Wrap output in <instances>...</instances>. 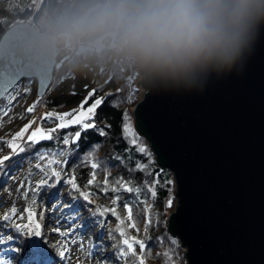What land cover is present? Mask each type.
I'll return each instance as SVG.
<instances>
[{"label":"water","instance_id":"obj_1","mask_svg":"<svg viewBox=\"0 0 264 264\" xmlns=\"http://www.w3.org/2000/svg\"><path fill=\"white\" fill-rule=\"evenodd\" d=\"M37 32L19 23L0 41V103L23 80L37 81L40 98L53 89L60 54H44ZM134 114L175 176L168 228L186 264H264V32L243 73L202 94H145Z\"/></svg>","mask_w":264,"mask_h":264},{"label":"trees","instance_id":"obj_2","mask_svg":"<svg viewBox=\"0 0 264 264\" xmlns=\"http://www.w3.org/2000/svg\"><path fill=\"white\" fill-rule=\"evenodd\" d=\"M61 4L58 0H42V5H39L38 10L35 11L28 7L21 14H10V16L14 19L30 20L39 29L41 18L47 13L62 10ZM3 28H0V35L6 32ZM59 54H61L60 59L63 56L67 58L69 55L64 54V51ZM66 64L67 67L62 74L60 73L55 87L46 97H38L37 82L32 79L36 88L32 90L27 100L17 104L18 112L12 114L14 110L12 108L7 115L2 116L0 119V148H2L0 157L8 153L7 146L2 142L8 141L25 123L31 121L32 115L27 109L33 104L36 106L44 103L43 105L48 109H57L60 113H71L76 109L86 107L96 97H102L104 98L103 103L97 108L96 117L92 120L95 129L73 128L74 132L79 130L81 136L70 144L65 143L66 139L59 135L49 141L26 142L23 146L24 151L15 154L11 160L6 161L3 168H0V188L4 185L3 180L10 175L11 171L22 169L27 163L32 164L40 153L47 151L48 156L58 154L62 159L59 164L63 171L57 177L51 178L38 200L45 198L48 205L56 202L54 209H60L64 217L69 220H77L80 230H88L91 234L90 250L99 254L103 264L124 262L123 255L119 252L121 253L120 250L125 246L123 240L125 238L131 240V235L125 228V224L122 228L116 229L112 220L119 221L117 212H122L123 206L127 205L134 208L133 216L135 215L137 219L136 223L134 221L138 229L137 234L139 233L145 239V250L141 252L136 248V251L139 255L143 253L142 256H146L147 264H167L168 260H171L172 264H186V249L179 243L178 238L171 236L165 224V221L170 218L168 212L170 208L166 207L167 202L171 199L177 202L178 199L176 195L175 198L172 196L173 189L176 188L173 183L175 176L168 170L160 169L156 163V156L153 153L141 152L139 146L131 143L129 139L131 136L126 135L128 119L141 93L135 86L132 90L129 88L125 90V86L129 85L126 71L131 72L132 76H137L115 61L100 59L89 52L73 55ZM96 129L102 130L104 135ZM137 132L141 134L138 128ZM141 137L151 149V144L143 135ZM100 147L104 149L100 156L107 158L106 163L101 162V158L95 156L92 159L89 158L88 154ZM91 162H94L97 167L93 168ZM96 176L101 179L96 180ZM103 179L108 180V186L103 184ZM148 183L153 188L156 183V196L151 197L147 192ZM120 184L121 187L118 188ZM123 185L126 188L133 185L136 190L132 188V192H129ZM90 191H92L95 203L84 199L85 196L90 197ZM149 205L154 208L153 214L156 218L158 211L161 212L160 217L164 220L165 227L161 228L159 225L161 220L156 218L151 223L144 224L147 221L144 210L148 209ZM112 210L116 215L111 214ZM101 212L104 213L103 216ZM46 213L45 210V216ZM121 232L125 235L121 236ZM18 239L16 244L20 245L19 249H12L8 252L10 255L18 256V264H47V259L54 256L48 254L57 245L50 247L43 239L40 247H33L30 238L23 234ZM173 241L175 243H172ZM5 246L9 247V245ZM165 253L168 254L167 257L164 256ZM128 257L130 261L128 264L139 263L137 257L131 253H128Z\"/></svg>","mask_w":264,"mask_h":264},{"label":"clouds","instance_id":"obj_3","mask_svg":"<svg viewBox=\"0 0 264 264\" xmlns=\"http://www.w3.org/2000/svg\"><path fill=\"white\" fill-rule=\"evenodd\" d=\"M264 32V0H67L40 20L47 55L86 50L137 76L145 94H202L243 73Z\"/></svg>","mask_w":264,"mask_h":264},{"label":"rangeland","instance_id":"obj_4","mask_svg":"<svg viewBox=\"0 0 264 264\" xmlns=\"http://www.w3.org/2000/svg\"><path fill=\"white\" fill-rule=\"evenodd\" d=\"M58 2H61L62 4V9L66 7L67 0H58ZM39 5H42V0H0V28L4 27L3 29L6 30V32L15 26H17L19 23L20 24H25L31 22L22 20L21 18L14 19L10 16V14H21L24 9H27L28 7H31V9H34L35 11L38 10ZM17 15V17H18ZM32 24V22H31ZM35 25V24H33ZM36 26V25H35ZM38 29V27L36 26ZM5 32V33H6ZM4 33V34H5ZM4 38V35H0V41ZM83 52L88 53L86 50H80V49H69L65 50L64 54H69L68 57L66 58L63 56L61 59L58 57V62H57V68L55 69V78L53 81V88L55 87L58 79L60 78V73H63V70L65 67H67V61L73 55L78 54H83ZM61 56V54H60ZM126 76L128 78V84L125 86V90L128 88L132 90V88L135 86L137 89H139L140 93V98L139 100L142 99L143 95L145 93L143 92V87L141 82L138 80L137 77L132 76L131 72L126 71ZM125 75V73H124ZM108 76V74H106ZM105 76V77H106ZM35 80V79H34ZM28 81V82H27ZM36 81V80H35ZM37 82V81H36ZM33 80H26L22 81L18 87H16L15 90H13L11 93L16 96V99L9 104L6 98L0 103V119L2 116H5V112H10L11 109L13 108L12 114H16L17 111V104L22 103L24 100L28 99V96L30 93H32V90H34L35 85H34ZM140 84V85H139ZM131 87V88H130ZM130 90V91H131ZM97 99H104L102 97H96L91 103L86 105V107H83L82 109H76L71 112L72 115H65L69 114L67 112L65 113H60L57 111V109H48L43 105L44 103H41L39 105H34V110L31 113V121L28 122L27 124L25 123L22 128L19 129L18 132H15L8 140H13L15 139L18 135L22 134L21 138L17 141V143L20 146H24L26 142H31L29 141V136L31 135L32 132L38 131V130H43L44 133H50L53 138H55L57 135L60 137H64L67 141L68 144L71 142L77 141L75 137V133L79 130H87L84 129L80 124L72 123L78 116H80L81 112H87V109L95 102ZM138 100V101H139ZM123 104V103H122ZM138 104V102H137ZM32 106V107H33ZM124 107H126L123 104ZM137 106V105H136ZM123 107V108H124ZM135 108V107H134ZM97 112V110H96ZM54 113L56 114L55 116H52L51 119H47L48 121L45 122V117L47 114ZM63 115L65 116L64 121H60L56 119V116ZM96 116H94L93 119H95ZM135 114H134V109L132 114H130V117L127 122V128L128 131H126V135L131 136L129 139L133 145H137L140 148L143 147L147 150V154L153 153L149 145H146L147 142H145L142 139V135L138 134L137 132V124L135 123ZM92 119V120H93ZM92 120H84V123H93ZM35 121V123H33ZM31 125V127L28 128L27 132L24 131L25 127L28 125ZM65 124L71 126H65V127H60L59 125ZM130 126V127H129ZM78 127L79 130H76V132L73 131V128ZM55 129V131H53ZM133 137L136 138V143H133ZM36 140L38 142H44L46 140H51V139H45L41 136L36 137ZM37 142V143H38ZM151 150V151H150ZM8 153L6 155H11V157H14L15 154L18 153H12L10 149L7 147ZM104 152L103 148H98V150H93L91 151L88 155L89 158L92 159L93 156L96 158H101V162H105L107 158L105 159L104 157H101L100 155ZM58 154L55 156H48L47 151L42 152L39 154L38 158L33 160L32 164H26L25 167L22 169H15L11 171L10 175L6 177L3 180L4 185L1 186L0 188V218H2L6 213H10L11 209L15 207L18 210V216L23 215L25 216V219L23 221H19L20 223L23 224H31V226L34 228L36 225H39L40 230H41V235L38 237H34L28 234H23L26 237L30 238V243L33 247H40L42 240L44 239V242L49 244V246H54L57 245L54 250L51 251L50 254L48 255H54L50 259H47V264H103L100 260V256L98 253L91 252L90 250V235L88 230L83 231L82 229L78 228V221L74 220L72 221L65 218L63 213L60 211V209H54L53 207L56 204V202H53L52 204H47L45 202V198L41 201L38 200L39 195L44 191L45 185H48L50 182L51 178L57 177L58 175H55V173H62L61 165L59 164L62 159L61 156H59L58 159ZM57 161H60L57 163ZM91 164H95L94 162H91ZM148 173H150V170L148 169ZM57 179V178H56ZM96 180H100L101 177L96 176ZM108 186V180L103 179V184ZM173 183L175 185V179L173 178ZM122 184V182H121ZM121 184L118 186V188L121 187ZM149 184V183H148ZM124 186V185H123ZM125 187V186H124ZM134 190L135 187L130 186ZM149 190L147 192L150 193V196L153 197L154 195L152 194L153 192L156 194V183L154 185V188L151 184L148 185ZM126 188V187H125ZM177 188V185H176ZM176 188L175 190L173 189V198L176 196ZM46 191V190H45ZM90 191V197L89 201L95 203L96 201L93 199V195ZM93 197V198H92ZM49 206V207H48ZM128 207H131L127 205ZM166 207L170 208L168 211L170 214L177 208V202L176 200L171 199L169 202H167ZM45 208V209H44ZM132 208V207H131ZM45 210L47 211L46 216H45ZM133 211L134 208H132V220H129V214L127 212V208L123 206L122 212H117V214L120 217V220H112L115 224V228H122L123 224L126 225V229H128V233L131 235V240L132 239H140L143 240L145 243V239H143V236L140 235L138 232V229L136 227H132V224L136 223L137 219L136 216H133ZM154 208L149 205L148 209L144 210V214L147 218V221H145L144 224H149L154 219L156 216L153 214ZM161 212L158 211L157 218L158 220H161ZM45 216V219L43 218ZM164 220L159 221V225L161 228L168 226V220L165 221V224L163 222ZM0 223H3L2 220H0ZM120 226H118V225ZM55 229H59V232H64L68 233L69 235H60L59 232L55 231ZM127 231V230H126ZM174 238V237H173ZM177 238V237H176ZM179 239V238H178ZM19 241L17 238L15 243L9 245L11 249H19L20 245L16 244ZM180 243V240H178ZM181 244V243H180ZM66 245V247H65ZM5 245L0 246V255L4 256L5 259H8L9 257H14V260H12V264H18L17 261V255L13 256L8 253L7 249L9 248ZM49 247V248H50ZM137 249H139L138 246H136ZM67 259L64 257L60 256L61 251H67ZM140 250V249H139ZM121 253H123V263L121 264H128L130 261L128 260V253H131L128 249V247L125 245L122 250H120ZM119 252V254H121ZM143 254V253H142ZM141 254V255H142ZM187 261V258H186ZM139 264V263H138Z\"/></svg>","mask_w":264,"mask_h":264},{"label":"snow or ice","instance_id":"obj_5","mask_svg":"<svg viewBox=\"0 0 264 264\" xmlns=\"http://www.w3.org/2000/svg\"><path fill=\"white\" fill-rule=\"evenodd\" d=\"M5 98L8 101V103L11 104L16 99V96L13 95L12 93H8V95ZM102 103H103L102 99L95 100V102L87 109V112L85 113L82 111L80 116H78L72 123L80 124L84 129H89V128L95 129L94 123H84L83 121L84 120H92L96 114L97 108H99ZM33 110H34V106L29 107L27 109L28 112H32ZM5 115H7V112H5ZM55 115L56 114H54V113L47 114L45 119H51L52 116H55ZM65 115H72V114L69 113V114H65ZM56 119H58L60 121H64L65 116H63V115L56 116ZM33 123H35V121H33ZM59 126L65 127V126H71V124H69V125L61 124ZM29 127H31L30 124L25 127L24 131L27 132ZM125 130L128 131V128H126ZM53 131H55V129H53ZM96 131H99L101 135H104V132L102 130L96 129ZM74 135H75L76 139L78 140L81 136V133L79 131H77ZM21 136H22V134L18 135L13 140L3 141L2 143L4 145H6L12 153L22 152V151H24V148L17 143V141L21 138ZM38 136H41L45 139H52L53 138L50 133H44L43 130L41 129V130L32 132L28 139L32 143H37L38 141L36 140V137H38ZM65 143H67V141H65ZM133 143H136L135 137H133ZM0 151H2V148H0ZM140 151L147 154V150L143 147L140 148ZM11 158H12L11 155H5V156L0 157V168H3L5 166L6 161L11 160ZM57 163H59V161H57ZM92 167L96 168L97 165L93 164ZM55 175H59V173L57 172V173H55ZM70 182H71V178H70ZM89 183H91V181ZM73 187H75L74 183H73ZM126 190L129 192H132L131 187L126 188ZM152 194L155 195L154 192ZM84 199L88 200L89 198L87 196H85ZM125 207L127 208V212L129 214V220H132V208L128 207V206H125ZM100 214L102 216L104 215L103 212H101ZM111 214L116 215L114 210H112ZM17 216H18V210L15 207H13L11 209L10 213H6L2 218H0V220L3 221V223H0V246L10 245L12 243H15L16 239L18 237H20L22 234H28V235H31L34 237H38L41 235V230H40L39 225H36L33 228L31 226V224L20 223L19 221H23L25 219V216L19 215L18 219H17ZM117 219L118 220L120 219L119 216H117ZM132 227H136V225L133 223ZM55 231L59 232V229H55ZM59 234L65 235V236L69 235L68 233H64V232H59ZM120 235L124 236L125 234L123 232H121ZM123 243H124V245H126L128 247L131 254L134 257H137L139 264H147L146 256L139 255L136 251V246L139 247L141 252H143L145 250L146 245H145L143 240H140V239L129 240V239L125 238L123 240ZM172 243H175V241H173ZM65 247H66V245H65ZM7 251L11 252L12 249L9 247L7 249ZM68 251H70V250L61 251L60 256L67 259V252ZM121 255H124V254L121 253ZM167 255H168L167 253L164 254L165 257H167ZM12 260H14V257H9L8 259H5L4 256L0 255V264H12ZM167 264H172V261L168 260Z\"/></svg>","mask_w":264,"mask_h":264}]
</instances>
